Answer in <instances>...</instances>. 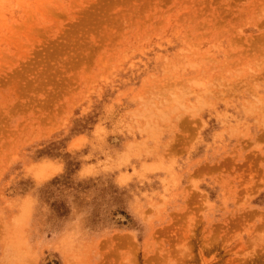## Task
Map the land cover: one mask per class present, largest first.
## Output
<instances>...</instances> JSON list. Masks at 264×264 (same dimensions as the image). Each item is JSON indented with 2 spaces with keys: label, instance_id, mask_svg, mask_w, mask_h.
<instances>
[{
  "label": "rangeland",
  "instance_id": "obj_1",
  "mask_svg": "<svg viewBox=\"0 0 264 264\" xmlns=\"http://www.w3.org/2000/svg\"><path fill=\"white\" fill-rule=\"evenodd\" d=\"M0 264H264V0H0Z\"/></svg>",
  "mask_w": 264,
  "mask_h": 264
}]
</instances>
